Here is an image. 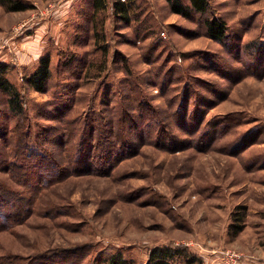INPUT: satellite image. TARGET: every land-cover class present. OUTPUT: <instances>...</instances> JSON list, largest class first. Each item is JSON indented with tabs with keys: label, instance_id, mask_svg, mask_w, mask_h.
<instances>
[{
	"label": "rangeland",
	"instance_id": "374dc122",
	"mask_svg": "<svg viewBox=\"0 0 264 264\" xmlns=\"http://www.w3.org/2000/svg\"><path fill=\"white\" fill-rule=\"evenodd\" d=\"M22 1L27 10L0 5V61L9 64L8 76L26 99L31 134L43 136L51 128L52 136L46 135L57 138L56 153H76L87 122L117 121L129 82L154 106L170 110L182 83L169 84L163 94L157 82L166 73L169 79H201L212 87L197 86L203 94L222 89L227 97L206 117L229 124L211 147L170 151L139 143L137 153L109 175L72 174L46 186L24 221L0 229V257L26 264L53 252L60 258L53 263L100 264L120 251L145 264L151 248L179 245L202 258L189 264H264V76L234 82L235 72L228 79L215 71V61L224 59L235 70L247 69L253 58L245 45L253 53L264 42V0H211L229 25L227 43L206 35L199 14L189 19L173 13L166 0H133L128 23L111 7L95 16L104 33L97 44L90 0ZM102 43L109 49L104 71ZM46 54L52 78L38 92L27 77ZM78 61L87 63L83 68ZM108 99L113 102L104 105ZM4 111L0 92V183L22 189L2 163L14 148L2 136ZM18 123L9 128L19 131Z\"/></svg>",
	"mask_w": 264,
	"mask_h": 264
},
{
	"label": "trees",
	"instance_id": "16d2710c",
	"mask_svg": "<svg viewBox=\"0 0 264 264\" xmlns=\"http://www.w3.org/2000/svg\"><path fill=\"white\" fill-rule=\"evenodd\" d=\"M171 11L185 18L192 19L195 14L202 17L205 33L208 37L221 43H227L230 39L229 25L211 7V0H166ZM133 0H90L92 7V29L94 43L104 39L103 26H100L95 16L99 12H105L111 7L112 13L120 20L128 23L131 19ZM0 5L8 11H24L29 8L22 0H0ZM103 24V23H102ZM248 53L252 60L248 61L247 69L237 68L226 59L215 61V71L220 72L225 78L231 79L235 72L234 82L240 81L245 75L254 74L258 77L264 76V42L255 45ZM104 65L101 71L106 69V58L109 52L106 43L100 44ZM242 50L237 46L236 54ZM115 58L126 57L121 52L114 54ZM236 58H238L236 56ZM72 61L74 58H71ZM239 59V58H238ZM242 60V59H239ZM69 61L67 64L71 63ZM86 61L78 64L83 67ZM244 64V61H242ZM93 65V64H90ZM88 65V66H90ZM98 66V65H97ZM84 68V67H83ZM9 64L0 61V92L3 95L5 111L1 122L4 143L8 148L14 145L13 152L4 153L3 164H6V172L19 182L22 189H14L0 183V229L8 228L15 223H21L30 214L35 198L46 186L61 181L72 174H107L124 158L137 153V145L153 142L160 148L179 151L190 148L195 144L197 147H211L220 134H223L228 126V119H207L206 115L217 101L224 100L227 94L220 89L217 92L203 94L197 86H206L212 90L209 84L196 78L183 80L179 77L165 74L157 83L161 91L167 93L169 84L175 81L182 83L177 96L169 102L170 110H162L154 106L148 98L129 82L130 87L122 99L123 109L117 121L113 117L101 121H90L84 126L77 152L64 155L54 151L57 138L52 136L50 129L41 136H33L29 130L30 119L27 115L26 99L22 90L15 85L8 76ZM83 70L82 68L79 69ZM87 71V67L85 69ZM232 72V73H231ZM52 78L51 56L43 55L36 69L27 77L28 84L38 92H45ZM167 84V85H166ZM111 91L106 92V96ZM177 99V100H176ZM104 103L110 104L113 102ZM176 100V101H175ZM64 109L60 114H66ZM50 113H54L51 111ZM54 118V117H51ZM15 120L18 129L9 128V123ZM115 121V122H114ZM177 127L181 132L175 131ZM4 130V131H3ZM49 130V131H48ZM55 133L59 131L54 129ZM15 136H10L11 133ZM64 143V141H61ZM62 156H67L66 160ZM11 157V159H10ZM62 158V159H61ZM61 159V161H60ZM64 162L68 165L64 166ZM239 220V218H236ZM242 220V219H241ZM238 230L242 225L237 226ZM44 257V258H43ZM8 256L0 257V264H10ZM59 258L58 253L49 252L44 256L36 258L32 263L26 264H67L53 263ZM60 259V258H59ZM186 264L202 262V258L191 253L185 246L164 245L155 246L150 249L145 264ZM15 263V262H14ZM100 264H136L127 258L122 252H113L105 257Z\"/></svg>",
	"mask_w": 264,
	"mask_h": 264
}]
</instances>
